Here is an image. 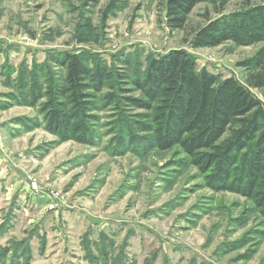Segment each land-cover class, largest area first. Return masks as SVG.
I'll return each instance as SVG.
<instances>
[{
    "label": "rangeland",
    "instance_id": "1",
    "mask_svg": "<svg viewBox=\"0 0 264 264\" xmlns=\"http://www.w3.org/2000/svg\"><path fill=\"white\" fill-rule=\"evenodd\" d=\"M165 2L0 0V264H264V217L254 200L210 187L178 147L144 141L151 133L134 116L143 110L106 101L113 81L87 91L86 137L46 127L43 106L64 78L57 60L67 52L131 78L145 55L181 47L199 69L246 83L242 64L264 42L192 48L186 41L244 0L224 7L201 0L175 31ZM36 84L35 103L17 102ZM252 91L264 101V90ZM122 116L133 132L119 125Z\"/></svg>",
    "mask_w": 264,
    "mask_h": 264
},
{
    "label": "trees",
    "instance_id": "2",
    "mask_svg": "<svg viewBox=\"0 0 264 264\" xmlns=\"http://www.w3.org/2000/svg\"><path fill=\"white\" fill-rule=\"evenodd\" d=\"M200 1L166 0L165 22L170 31L184 30ZM213 1L224 7L230 0ZM244 1L243 7L208 19L191 33L188 44L202 48L226 41L264 42V0ZM145 60L140 74L130 78L104 62L91 66L80 52L61 55L57 61L65 69L64 78L50 86L49 101L43 106L47 129L63 137H86L92 131L86 113L92 95L87 91L113 81L106 101L116 110L122 105L143 110L134 116L138 129L151 133L142 136L144 141L150 139L161 150L178 147L205 173L210 187L252 198L264 217V101L252 91L264 90V47L243 62L246 83L199 69L195 55L181 47L147 54ZM40 88L36 84L28 94L16 97L17 102L35 103ZM133 91L141 95L134 96ZM118 121L133 132L127 116Z\"/></svg>",
    "mask_w": 264,
    "mask_h": 264
}]
</instances>
